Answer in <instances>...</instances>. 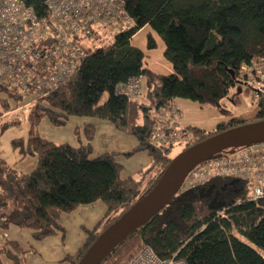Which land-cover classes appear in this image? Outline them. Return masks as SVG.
<instances>
[{"label": "trees", "instance_id": "1", "mask_svg": "<svg viewBox=\"0 0 264 264\" xmlns=\"http://www.w3.org/2000/svg\"><path fill=\"white\" fill-rule=\"evenodd\" d=\"M122 1L131 25L115 31L109 42L100 38L101 45L85 47V56L70 80L42 99L50 107L35 102L24 108L26 140L13 139L11 146L20 156L35 157L34 168L20 172L0 158L2 230L13 224L31 229L32 238L40 240L63 232L58 223L61 213L96 201L105 205L101 219L85 229L84 243L74 254L65 256L71 264H77L106 227L150 192L182 151L216 133L264 121L263 98L255 103V114L246 119L234 117L224 105L241 88V67L260 59L264 63V0ZM23 2L39 13L43 9L44 0ZM144 25L159 35L172 73L153 74L144 65V53L130 44L132 35ZM155 46L148 33L146 48ZM137 76L146 86L141 98L116 92L119 84ZM0 93L15 103L23 98L18 89L5 85H0ZM175 98L216 108L228 117L210 130L185 129L190 137L182 144H155L152 131L160 121L159 109ZM7 99L0 102V135L21 123L12 112L18 109L10 108ZM70 116L107 120L117 130L133 135L138 145L127 152L90 157L94 135L90 123L74 129L77 146L39 133L43 117L53 126H63ZM80 134L84 143L79 142ZM140 150L151 157V164L121 179L122 165L115 157L121 154L128 158ZM216 211L223 216L216 217ZM232 230L246 242L231 236ZM145 245L160 258H180L185 264H264V198L252 200L246 180L227 176L180 186L158 212L129 231L98 264H127ZM31 250V246L24 249L14 240L0 241V254H5L10 264H26L25 254Z\"/></svg>", "mask_w": 264, "mask_h": 264}, {"label": "built area", "instance_id": "2", "mask_svg": "<svg viewBox=\"0 0 264 264\" xmlns=\"http://www.w3.org/2000/svg\"><path fill=\"white\" fill-rule=\"evenodd\" d=\"M122 0H44L37 12L23 0H0V85L22 93V109L53 94L67 83L85 56V47L99 43L111 31L129 27ZM116 31V32H117ZM95 42V43H94ZM256 103L264 99V63L242 66L239 82ZM129 98H141L146 86L141 76L116 87ZM11 100V99H9ZM160 121L152 131V142L182 144L190 133L180 125V113L173 104L159 109ZM221 156L196 164L181 186L189 187L216 176L244 179L250 198H264V140L233 146ZM217 212V211H216ZM215 216H223L218 211ZM127 264H185L180 258H160L148 245L141 247Z\"/></svg>", "mask_w": 264, "mask_h": 264}, {"label": "crops", "instance_id": "3", "mask_svg": "<svg viewBox=\"0 0 264 264\" xmlns=\"http://www.w3.org/2000/svg\"><path fill=\"white\" fill-rule=\"evenodd\" d=\"M150 33L155 40L156 46L153 49L146 48V35ZM130 44L139 48L144 53V65L149 68L153 74H170L173 72L171 64L163 57L164 44L161 41L158 34H156L148 25H144L137 30L130 38ZM255 112L257 111L255 102ZM180 113V125L184 129L189 127H197L204 130H210L214 128L216 123L225 120L228 116L223 115L219 110L213 107L199 104L198 102L185 99L175 98L172 103ZM146 105L149 107V102L146 100ZM254 112V114H255ZM253 114V115H254ZM252 115V116H253ZM85 123H90L94 131H107L118 142H107V146L111 149L109 151L123 153L128 149L126 144H123L124 137L120 135V130H117L112 123L107 120L94 118V117H79L70 116L66 120L63 126H53L49 128L48 132L51 133L52 140L59 142H68L73 144L74 129L82 128ZM94 138L91 141L95 143ZM48 133V134H49ZM122 134V133H121ZM84 143V138L80 141ZM127 145H131L130 148H134L138 145V141L132 139ZM127 147V148H126ZM139 155L142 161L140 166L148 165L152 162L151 157L146 151L140 150L134 153ZM27 157L34 158L33 156H20L19 161L26 159ZM117 157L124 158L121 154ZM133 157V155H132ZM117 160V159H116ZM6 162V161H5ZM117 162H119L117 160ZM7 163V162H6ZM36 165V162H34ZM120 163V162H119ZM11 164V162H9ZM123 170V161L120 163ZM125 176V174H124ZM120 178L124 179L126 177ZM105 205L101 201H96L92 204L79 205L71 212H63L60 214L58 223L62 226L63 232L58 231L53 235L46 236L40 240H34L32 238V230L28 228H20L13 224H10L6 229H0V241L3 239H9L17 241L22 248L26 249L29 246L33 250L28 251L25 254L26 264H71L65 260L66 255H71L77 251V249L84 243L86 238L85 229H91L104 215ZM78 237L79 242L72 244L71 236ZM15 235V236H14ZM10 260L5 254H0V264H10Z\"/></svg>", "mask_w": 264, "mask_h": 264}, {"label": "water", "instance_id": "4", "mask_svg": "<svg viewBox=\"0 0 264 264\" xmlns=\"http://www.w3.org/2000/svg\"><path fill=\"white\" fill-rule=\"evenodd\" d=\"M232 76L234 75L231 71ZM241 88H237L240 92ZM264 140V121L249 122L216 133L182 151L165 168L147 195L106 227L77 264H98L134 227L158 212L180 188L186 174L199 162L233 146Z\"/></svg>", "mask_w": 264, "mask_h": 264}, {"label": "rangeland", "instance_id": "5", "mask_svg": "<svg viewBox=\"0 0 264 264\" xmlns=\"http://www.w3.org/2000/svg\"><path fill=\"white\" fill-rule=\"evenodd\" d=\"M115 31L117 30L111 31L109 34L107 33L105 35V37L108 39V42L112 40V35L115 33ZM98 44L99 43H95V45H98ZM3 99H7V97L4 93H0V102ZM7 102L10 108L23 104V102L15 103L13 100H9V99H7ZM38 103L45 107H50L47 101L41 100ZM224 105H225L226 110L231 112L234 117H239L243 119L251 118L255 112V106H254L253 100L251 99L250 91L245 86H242L240 92H237L236 95H234L232 99L226 100ZM12 112H14V114H17L20 117L21 123L18 126H12V127L7 128L0 135V158L6 161L9 166H11L13 169L17 171L24 172V173L30 172L35 166L34 162H36V158L27 157L26 159L19 161V158H17V156L20 155L18 149L17 148L14 149L11 146V140L13 139L22 138L24 141L26 140L27 131H28V124L25 120L26 110L23 108V109L13 110ZM49 128H52V125L49 119L47 117H43L38 124V131L41 135L51 139L53 137H51V133L48 132ZM95 135H96L95 143H92L91 145V153L89 156L96 157L105 152H112V151H109L111 149L107 146L106 143L107 142L110 143L111 141L114 143H117L118 140L114 139L112 135L109 134L105 130L104 131L97 130L95 132ZM120 135L123 136L125 139L124 141H122L123 144H126L125 146H127L128 149L131 150L130 148L131 145H127V144L129 143V141H132V139L135 140V137L133 135H130L124 132H120ZM74 136L75 137L73 139V146H77L78 139L75 134ZM93 138H94V135H93ZM82 139H83V136L82 134H80L79 142ZM116 159L120 163L122 161L124 163L123 170L121 169V177L124 176V174H125L124 177L133 176L139 170L151 164L150 162L148 165L140 166L142 164V161L139 158V155L137 156L135 154H133V157L132 156L128 158L117 157ZM9 162H11V164H9ZM155 171L157 172L158 170H155ZM217 212H215V215H219V214H216ZM216 217H219V216H216ZM230 233H231L230 234L231 236L238 237L239 239L246 242V240L243 237H241L239 234H237L234 230H232ZM70 239L72 241V244H74L76 241L79 242L77 240L78 237H74L73 234Z\"/></svg>", "mask_w": 264, "mask_h": 264}]
</instances>
